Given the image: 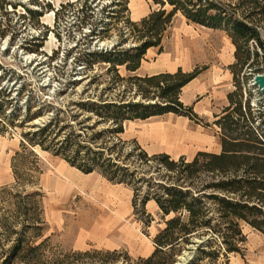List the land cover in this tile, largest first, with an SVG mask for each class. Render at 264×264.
Segmentation results:
<instances>
[{
    "label": "rangeland",
    "instance_id": "obj_1",
    "mask_svg": "<svg viewBox=\"0 0 264 264\" xmlns=\"http://www.w3.org/2000/svg\"><path fill=\"white\" fill-rule=\"evenodd\" d=\"M118 1L0 0V103H5L0 109L3 112L0 113V252L7 250L16 236L9 234L11 226L3 223L9 222L16 231L22 228L19 220L13 223L15 203L23 204L22 198L15 197L16 193L24 197L34 190L41 193L36 199L40 201L47 225L43 238L48 239L46 249L50 253L62 257L67 253L89 252L92 256H74L69 261L81 264L89 259L93 264L100 259L98 253L110 252L115 253L110 257L114 264H141L140 260L150 257L157 248L155 237L166 221L157 204L148 201L143 209L140 205L136 208L131 186L113 183L98 172L85 174L52 151L30 146L24 138L25 133L49 123L57 109L66 111L61 114L66 120L60 126L67 120L75 123L87 117L91 118L85 125L92 126L96 116L82 111L75 103L81 99H117L123 95L125 82L108 88L114 73L107 71L105 63L89 68L75 63L81 51L112 48L120 39L118 30L128 27V20L139 22L160 8L153 0H124L122 6ZM215 1L227 6L242 0ZM109 21L116 24L109 36L90 35L92 27L101 31ZM133 45L135 41L130 38L123 46ZM163 45L161 54L157 48L147 51L143 67L136 74L152 75L181 66L186 71L205 68L204 78L211 80L230 71L239 74L245 99L250 94L258 96L256 88L249 85L250 79H246L248 72L228 66L235 47L226 29L194 24L178 13ZM250 45L255 42L251 41ZM258 61L264 66L263 59ZM119 74L135 75L125 67L119 68ZM133 94L127 97L140 99ZM182 100L187 105L191 102L193 107L195 101L202 100V112L212 104L215 110L228 104L220 95L211 104L205 90L197 95L185 94ZM258 106L255 110L262 109L261 104ZM40 109V115L28 120L31 113ZM213 113L209 116L197 113L198 121L165 114L126 122L121 134L126 143L124 150L139 145L149 155L168 153L175 159L182 155L192 159L199 151L216 153L220 149V130L214 125ZM74 114H80L78 120L74 121ZM107 126L101 123L96 129ZM59 128H52L53 138ZM240 226L246 238L240 253L221 256L215 261L201 257L195 261L199 245L207 240V237H195L163 258L172 260L169 264H264V235L243 221Z\"/></svg>",
    "mask_w": 264,
    "mask_h": 264
},
{
    "label": "trees",
    "instance_id": "obj_2",
    "mask_svg": "<svg viewBox=\"0 0 264 264\" xmlns=\"http://www.w3.org/2000/svg\"><path fill=\"white\" fill-rule=\"evenodd\" d=\"M123 1L119 0L118 5L122 6ZM153 1L160 8L139 22L128 20V27L118 30L120 39L112 48H89L87 53L81 51L75 57L78 67L105 63L107 71L114 73L108 88L125 82L123 95L117 99L99 97L77 101L75 104L82 111L96 116L92 126L85 125L91 117L75 123L67 120L60 126L66 120L61 117L65 110L57 109L49 123L37 131L25 133L24 138L30 146L52 151L85 174L98 172L113 183L131 186L136 208L140 205L143 209L150 200L156 202L166 218L165 226L155 237L156 250L150 257L141 259V264H169L172 260L163 257L176 252L183 243H190L195 237H207L199 245L195 261L200 257L215 261L242 251L246 238L241 221L264 235V110H255L251 94L245 99L239 74L233 73L234 90L228 94V105L216 115L214 122L220 130L219 153L199 151L192 159L184 155L175 159L168 153L149 155L139 145L124 150L126 143L121 134L126 122L170 113L199 120L194 107L186 105L181 94L205 68L192 71L179 68L175 72L144 76L136 74L149 49L157 48L159 53L163 52L164 40L178 13L194 24L226 29L235 47V63L231 68L239 67L240 72L246 70L249 82L255 74L264 73V66L258 61L264 60V0H242L227 6L215 0ZM115 25L109 21L101 31L92 27L90 35L109 36ZM130 38L135 45L124 47ZM251 41L255 45H250ZM120 67L135 75L122 77ZM132 92L140 99L128 98ZM4 104L0 103V109ZM45 106L50 108L52 104ZM28 110L31 112L30 105ZM40 113L41 109L31 113L28 120ZM79 116L72 115L74 121ZM101 123L108 126L96 129ZM56 126L60 128L53 138L52 128ZM40 195L37 190L24 197L16 193L15 197L22 198L23 204L15 203L13 223L20 221L22 228L16 231L12 224L4 221V226H11L9 234L16 236L11 246L0 252V264H78L70 262V258L92 256L89 252H74L61 257L48 252V239L43 238L47 225L40 201L36 199ZM97 255L100 259L93 264L116 263L110 258L115 253ZM89 262L88 259L81 264Z\"/></svg>",
    "mask_w": 264,
    "mask_h": 264
},
{
    "label": "crops",
    "instance_id": "obj_3",
    "mask_svg": "<svg viewBox=\"0 0 264 264\" xmlns=\"http://www.w3.org/2000/svg\"><path fill=\"white\" fill-rule=\"evenodd\" d=\"M234 47V45H233ZM154 49V48H153ZM235 53V49L233 51ZM162 53V52H161ZM160 53V54H161ZM234 53H233V60L231 62L228 63V66H231L235 61V57H234ZM144 61V60H143ZM143 61H142V65L141 68L143 67ZM140 68V69H141ZM179 68H182L181 66H175L172 69L166 70V71H159L153 74H157V73H161V72H175L177 71ZM183 69V68H182ZM184 70V69H183ZM186 71V70H184ZM188 71H192V69H188ZM204 73L202 72L201 74H199L194 80H192L188 85H186L183 88L182 94H181V99L183 98V95H188L190 96V94L193 92L195 95H197L198 93H201L202 91H207L209 92V96H210V102L212 104V102H217L216 100H214V98H217L218 95L222 96L224 98V100L228 102V94L234 90V76L233 74L229 71L227 72L226 75H224L223 77H220L219 79L217 78H213L211 80H207L206 78H204ZM204 82L203 85H201L200 83ZM187 90H188V94H187ZM186 91V93H185ZM183 101V100H182ZM184 102V101H183ZM201 101H195L194 104V110L195 112H197L198 114H203L205 116H209V114L214 115L213 112H215V120H216V115H219L222 110L228 105H224L221 110H215V108L213 109V104L210 108H208V106L204 109V111H201ZM187 105V103H185ZM190 106L192 105L191 102L188 103ZM217 111V112H216ZM172 114V113H170ZM179 117H183V116H179ZM183 118H187V117H183ZM148 120V119H147ZM142 121V120H141ZM144 121V120H143ZM221 151V144H220V149L218 151H216V153H219ZM195 156V155H194ZM92 174V173H90ZM152 204H156V202L154 200L149 201V203Z\"/></svg>",
    "mask_w": 264,
    "mask_h": 264
},
{
    "label": "water",
    "instance_id": "obj_4",
    "mask_svg": "<svg viewBox=\"0 0 264 264\" xmlns=\"http://www.w3.org/2000/svg\"><path fill=\"white\" fill-rule=\"evenodd\" d=\"M252 81L264 97V73L255 74L252 78Z\"/></svg>",
    "mask_w": 264,
    "mask_h": 264
},
{
    "label": "built area",
    "instance_id": "obj_5",
    "mask_svg": "<svg viewBox=\"0 0 264 264\" xmlns=\"http://www.w3.org/2000/svg\"><path fill=\"white\" fill-rule=\"evenodd\" d=\"M250 86H252V87H255L256 88V91H257V94H258V96H256V97H254L253 98V101H252V106L253 107H257L259 104H261L262 105V109L264 110V97H263V95L260 93V91L258 90V88L253 84V81L251 80L250 81V84H249Z\"/></svg>",
    "mask_w": 264,
    "mask_h": 264
}]
</instances>
